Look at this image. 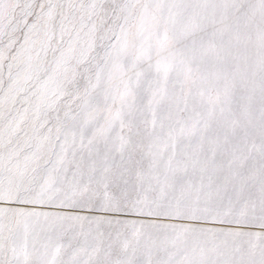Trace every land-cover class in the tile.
<instances>
[{
    "label": "snow or ice",
    "instance_id": "snow-or-ice-1",
    "mask_svg": "<svg viewBox=\"0 0 264 264\" xmlns=\"http://www.w3.org/2000/svg\"><path fill=\"white\" fill-rule=\"evenodd\" d=\"M0 264H264V0H0Z\"/></svg>",
    "mask_w": 264,
    "mask_h": 264
}]
</instances>
